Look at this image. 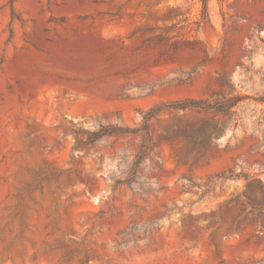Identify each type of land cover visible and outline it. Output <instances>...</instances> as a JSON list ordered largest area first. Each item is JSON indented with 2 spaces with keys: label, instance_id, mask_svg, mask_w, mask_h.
Wrapping results in <instances>:
<instances>
[{
  "label": "rangeland",
  "instance_id": "374dc122",
  "mask_svg": "<svg viewBox=\"0 0 264 264\" xmlns=\"http://www.w3.org/2000/svg\"><path fill=\"white\" fill-rule=\"evenodd\" d=\"M0 264H264V0H0Z\"/></svg>",
  "mask_w": 264,
  "mask_h": 264
},
{
  "label": "trees",
  "instance_id": "16d2710c",
  "mask_svg": "<svg viewBox=\"0 0 264 264\" xmlns=\"http://www.w3.org/2000/svg\"><path fill=\"white\" fill-rule=\"evenodd\" d=\"M241 97L235 96L230 98H224L223 100L212 103V101L204 100H183L176 101L168 104H160L154 108H151L143 115L142 126L138 130H127L121 127L115 126H103L101 125L96 131L88 133L87 140H78L75 148H84L94 145L95 142L110 137H126L138 134L141 137V144L134 156L133 162L129 167V171L125 179L116 181L117 186L131 187L138 179V175L141 170V166L147 160L154 155L155 143L151 138L150 133V121L155 119L156 116L163 110H176V111H204L220 114L225 111H230L242 102Z\"/></svg>",
  "mask_w": 264,
  "mask_h": 264
}]
</instances>
